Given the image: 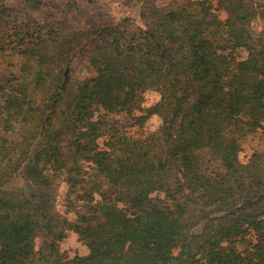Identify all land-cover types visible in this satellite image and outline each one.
Instances as JSON below:
<instances>
[{"label": "trees", "instance_id": "1", "mask_svg": "<svg viewBox=\"0 0 264 264\" xmlns=\"http://www.w3.org/2000/svg\"><path fill=\"white\" fill-rule=\"evenodd\" d=\"M78 4L0 0V51L22 59L1 122L0 264H264V152L240 159L264 133V0L147 4L135 29L76 26ZM73 58L96 75L75 78ZM154 115L157 130L129 134ZM24 165L31 196L6 188ZM61 182L73 219L57 211ZM69 232L86 256L61 250Z\"/></svg>", "mask_w": 264, "mask_h": 264}, {"label": "rangeland", "instance_id": "2", "mask_svg": "<svg viewBox=\"0 0 264 264\" xmlns=\"http://www.w3.org/2000/svg\"><path fill=\"white\" fill-rule=\"evenodd\" d=\"M194 0H144L138 3H124V0H95L90 2L89 0H79L77 9L70 15L72 24L79 27H88L97 24L100 21H108L109 23L124 22L130 28L135 29L138 25L143 26L141 13L144 7L149 4H155L157 6H167L171 3L179 5H186ZM214 6L216 3L214 2ZM221 19H225V13L217 11ZM35 16L39 17L38 13ZM42 19V18H41ZM261 25V22L259 23ZM241 57L247 58L245 52H241ZM21 57L13 54L12 51H0V132L1 122L4 118L3 107L5 100L9 95V83L15 78L18 69L21 65ZM72 75L80 80L87 77H93L96 75L95 70L89 65L86 60L81 58L72 59ZM127 77L132 86L138 88L140 78L136 70L132 66H128L126 69ZM257 96L264 95V84L258 88L256 92ZM160 101V94L155 91H147L144 95V108H151L157 102ZM53 117L49 119L47 127L42 131L37 144L49 139L54 135ZM117 119L122 120L120 116H116ZM162 124V120L159 116H152L145 124L143 128H131L129 134L133 136H142L150 131L157 130ZM102 142V141H101ZM254 151L264 152V133L258 132L248 135L241 142L240 159L246 162ZM26 166L24 165L20 172L8 183L6 188L12 191L24 192L28 196L32 195V185L26 179L25 175ZM68 190V186L65 182H61L58 189L57 197V211L62 215L69 218H74V214L67 213L65 207V196ZM154 196H162L161 193H155ZM207 221L201 220L192 229L193 234H200ZM126 238L129 241H133L138 237V225L135 220H131L125 230ZM40 239L36 240L37 248L40 246ZM61 250L65 252L70 258L75 256H86L89 253L88 248L80 241L79 236L74 232H69L66 239L61 242Z\"/></svg>", "mask_w": 264, "mask_h": 264}]
</instances>
